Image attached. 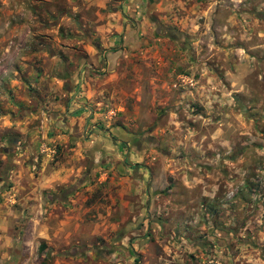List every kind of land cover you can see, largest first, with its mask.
Returning <instances> with one entry per match:
<instances>
[{
  "label": "rangeland",
  "instance_id": "374dc122",
  "mask_svg": "<svg viewBox=\"0 0 264 264\" xmlns=\"http://www.w3.org/2000/svg\"><path fill=\"white\" fill-rule=\"evenodd\" d=\"M106 1L0 0V264H264V0Z\"/></svg>",
  "mask_w": 264,
  "mask_h": 264
},
{
  "label": "crops",
  "instance_id": "0c3cea01",
  "mask_svg": "<svg viewBox=\"0 0 264 264\" xmlns=\"http://www.w3.org/2000/svg\"><path fill=\"white\" fill-rule=\"evenodd\" d=\"M130 1V0H129ZM129 1L127 3H125V6L127 7L129 5L132 6V4L135 6V8L137 9L139 7V1L140 0H131L129 3ZM93 2V6L97 7V8H104L106 7V0H92ZM126 2V0H125ZM122 3V2H121ZM128 7V8H129ZM131 8V7H130ZM81 72H83V70H81ZM58 88V87H57ZM60 110V109H59ZM66 111L65 115H60L59 113H56V115H53L54 118L53 121L55 122V124L57 126H66V127H71L73 126V124L75 123L74 120L70 117H68V115L73 112L71 109V105L66 107ZM68 114V115H67ZM67 115V116H66ZM23 132L27 131V127L23 126ZM21 128V129H22ZM120 133V132H119ZM116 134V133H114ZM14 145V149L15 150H19V147L21 145V142H17L14 141L13 142ZM17 145V146H16ZM4 159L6 160V166H5V170H4V176H6L7 178L4 180H0V185L3 183H7L8 181H12V182H16V180H20V176L21 175H26L28 172L25 171L21 165H20V160L18 158L15 157H11L8 154L5 153L4 155ZM18 159V160H17ZM41 164L39 166V170H38V176L37 178H35L34 180H31V184L35 185L36 187H38L40 190L43 191H47L50 189H53V187L55 185H62L64 182L67 181V176L70 175V171H68L67 169H65L64 167H60V166H55V167H50L47 166V157H42L41 158ZM36 158L35 159H31L30 165H32L33 162H36ZM18 164V167H12L10 164ZM120 168H123V166L120 165ZM30 176L32 177V174H30ZM4 220H7V224L9 225V217L4 218ZM4 223V222H3ZM6 231L0 230V241L2 240V238H6ZM5 243H7V245L9 244V241H4ZM4 246H6L5 244H3V242H0V252H2L4 250Z\"/></svg>",
  "mask_w": 264,
  "mask_h": 264
}]
</instances>
